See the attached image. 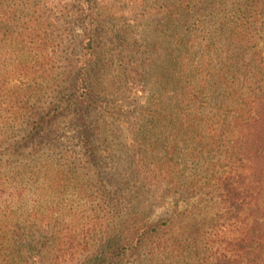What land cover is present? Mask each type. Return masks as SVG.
I'll return each instance as SVG.
<instances>
[{"label":"trees","instance_id":"16d2710c","mask_svg":"<svg viewBox=\"0 0 264 264\" xmlns=\"http://www.w3.org/2000/svg\"><path fill=\"white\" fill-rule=\"evenodd\" d=\"M1 1L7 9L0 16V26L12 21L16 33L6 45V56L0 54V61L3 59L6 73L17 75L20 85L17 88L23 90L18 95L27 98V102L18 107L15 100H11L13 95L9 94L7 83L12 76L0 74V101L7 107L0 105V155L8 158L37 154L46 149L47 142H53L54 139L48 140V134L54 131L56 122L67 119L85 148L84 155L93 156L96 125L105 116L118 119L121 115V108L107 99L115 89L113 82L109 78L107 82L102 81L105 65L111 68L110 64H116L115 70L124 83L133 79L149 92L140 107L136 125L144 127L150 123L152 128H170L173 144L193 143L200 146L193 153L195 158L211 156L216 174L212 186L224 202L234 207V212L246 211L250 216V236L241 238L237 246L243 249L247 240L251 244L253 264H264V54L258 48L261 37L258 32L264 34V15L244 9L205 21L201 18L203 14L197 16V10L210 9L215 0H168L158 11L162 12L165 7L166 15L178 32L172 34V44L164 56L159 54L160 48L153 51L149 45L137 41L133 47L138 48L131 50L125 35L118 31L113 37H119L121 44L116 45V52L111 54L112 49L100 45L104 34L95 28L100 25L97 20L94 22L98 7L93 9V0H78L76 14L87 27L80 37L79 56L75 61L66 55L69 40L64 43V39L68 34L63 28L60 30L59 17L66 15L63 6L58 9V15L51 16L41 12V8L46 9V0L38 3L17 0L14 11L20 15L15 16L8 1ZM249 1L225 0L224 6L239 9L259 6L258 0L251 4L247 3ZM224 10L219 7V12ZM193 16L197 18V29L189 28ZM207 24L214 25V32H202ZM200 36L201 43L197 42ZM140 40L147 41L145 37L138 42ZM197 45L201 51L195 62L192 55ZM25 54L27 58L22 60ZM17 56L16 61H10ZM59 63L63 65V72L54 76ZM22 117L26 118L28 128H23L20 140L10 142L5 130ZM34 146L40 148H32ZM181 182L170 174L156 179L153 184L156 199L167 195L166 187ZM1 184H5L3 174H0ZM192 186L196 189L198 182ZM127 197L125 191L108 196V210H120ZM186 210L171 211L152 224L140 222V235L158 237L175 221L181 224ZM130 211L129 223L135 225L139 214L134 209ZM7 226L1 223L0 231ZM18 240H0V264H30V260L32 264L44 263L35 241L27 240L26 236ZM127 240L124 236L120 239L109 236L98 244V251L110 253L112 249L113 257L120 258L124 249L119 246L127 245L124 242ZM258 257L260 262H257Z\"/></svg>","mask_w":264,"mask_h":264},{"label":"rangeland","instance_id":"374dc122","mask_svg":"<svg viewBox=\"0 0 264 264\" xmlns=\"http://www.w3.org/2000/svg\"><path fill=\"white\" fill-rule=\"evenodd\" d=\"M7 1L13 15L19 16L20 13L14 11L17 0ZM44 1L33 0L34 3ZM46 1V9L41 8L45 14L58 15V9L61 6L65 8L66 15L62 19L59 17L60 30L63 28L68 34L63 33L66 36L64 43L69 40L66 42L69 48L66 55L76 61L80 37L87 27L76 14L78 0ZM93 1V9L98 7L94 22L100 23L95 28L104 34L100 45L112 49L111 54L116 52L114 47L121 44L119 37H113L117 31L125 35L131 50L138 48L133 47L137 41L138 44L149 45L153 51L160 48L162 56L172 44V34L178 32L166 15L165 7L162 12L158 11L168 0ZM252 1L257 0L247 3ZM258 1L259 6L239 9L237 6L225 7V0H215L210 9L197 10V16L203 14L201 18L206 21L209 17H223L244 9L264 15V0ZM217 5L225 10L219 12L220 6L215 8ZM5 9L0 0V16ZM196 19L195 16L190 18V29H197ZM13 28L12 21L7 26H0V54L4 53V57L6 45L16 33V28ZM202 32H214V25L203 26ZM259 34L258 48L264 54V34L261 31ZM141 37L147 41L138 42ZM200 41L201 36L197 38V42ZM200 51L201 47L197 45L193 61L198 60ZM26 58V54L21 56L22 60ZM17 59L18 56L12 57L10 61ZM0 64V74L12 76L6 82L9 94L13 95L11 100H15L18 107L25 106L27 98L18 95L23 90L17 88L20 86L17 75L6 73L3 59ZM110 65L111 68L105 65L102 81L107 82L109 78L113 82L115 89L107 99L121 108V115L118 119L105 116L96 125L93 156L84 155L85 148L75 137L73 124L67 119L56 122V128L48 134V140L54 139L53 142H47L46 149L37 154L8 158L0 155V174L5 181L0 185V224H8L3 232L0 231V240L19 241L26 236L27 240L35 241L43 264H109L112 259V264H253L250 242L246 240L243 249L237 246L241 238L250 236V216L246 211L234 212V207L224 202L216 187L212 186L216 182V174L215 168L212 169L214 161L211 156L195 158L193 153L200 146L193 143L173 144L170 128H152L150 123L146 127L136 125L140 107L149 92L133 79L124 83L115 70L116 64ZM59 66L54 76L63 72V65ZM15 122L5 130L10 142L20 140L23 128H28L24 117ZM168 174L182 182L169 185L165 188L167 195L156 199L153 184ZM195 181L198 182L196 189L192 186ZM122 191L128 197L121 204V209L115 212L108 210V196ZM184 208H187L186 216L181 224L175 221L158 237L140 235L142 222L152 224L170 215L171 211ZM130 209L139 214L135 225L129 223ZM188 209L192 211L188 213ZM109 236L128 238L124 241L127 245L122 243L119 246L124 249L120 258L113 257L112 249L110 253L98 251V244ZM16 261L13 260L14 263Z\"/></svg>","mask_w":264,"mask_h":264}]
</instances>
